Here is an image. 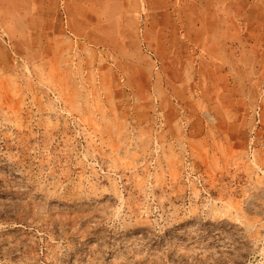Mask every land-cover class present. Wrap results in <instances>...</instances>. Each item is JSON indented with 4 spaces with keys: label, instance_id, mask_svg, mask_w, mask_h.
<instances>
[{
    "label": "rangeland",
    "instance_id": "obj_1",
    "mask_svg": "<svg viewBox=\"0 0 264 264\" xmlns=\"http://www.w3.org/2000/svg\"><path fill=\"white\" fill-rule=\"evenodd\" d=\"M0 264H264V0H0Z\"/></svg>",
    "mask_w": 264,
    "mask_h": 264
}]
</instances>
